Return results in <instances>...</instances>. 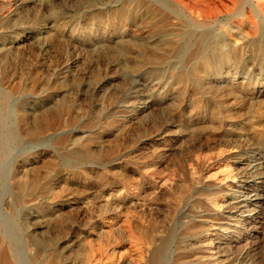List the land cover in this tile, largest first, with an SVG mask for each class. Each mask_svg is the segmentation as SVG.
Instances as JSON below:
<instances>
[{"label": "rangeland", "instance_id": "374dc122", "mask_svg": "<svg viewBox=\"0 0 264 264\" xmlns=\"http://www.w3.org/2000/svg\"><path fill=\"white\" fill-rule=\"evenodd\" d=\"M165 2L0 0V264H264V25Z\"/></svg>", "mask_w": 264, "mask_h": 264}, {"label": "bare ground", "instance_id": "6f19581e", "mask_svg": "<svg viewBox=\"0 0 264 264\" xmlns=\"http://www.w3.org/2000/svg\"><path fill=\"white\" fill-rule=\"evenodd\" d=\"M166 1L167 2L162 3L160 7L156 6L155 8L151 9L150 17L151 19L152 18L154 19L157 16L158 19L156 20L164 22V23L173 19L175 20V23L178 24L179 26L178 30L181 33L182 40L181 42H179V44H177V48L175 47L177 54L182 55L187 52V49L190 44V36H193L195 33H197V31L201 29L210 30L214 36H219L221 39H219V41L214 43V47H212L210 50L211 57L210 58L207 57L208 59H205V60H206V63L213 64L217 67L222 66V65L231 64V62H234L236 60L235 59L237 58L236 53L239 52V47L237 45V41L235 38H238V39L240 38V39H243V41L247 42L248 37L251 34H254L259 30L258 29L259 24L264 25V0H166ZM234 19H236L237 22L242 23L245 25V27H247V29H242V27L240 28V26L237 27L236 29L238 31L235 32V36L233 32H230L229 25L227 26L228 29L226 30L223 29L222 27L223 24L229 23V20H234ZM202 33L204 34V32ZM201 41L203 42L202 38H201ZM230 41H233L234 43L231 46H230ZM204 43L205 42H203V44ZM260 74L261 72L259 73V75ZM2 222L0 223L1 225H2ZM8 243H11V242L9 241ZM3 263L8 264L6 261H4ZM106 263H108V261H106Z\"/></svg>", "mask_w": 264, "mask_h": 264}]
</instances>
